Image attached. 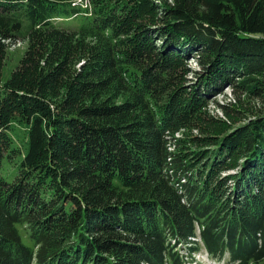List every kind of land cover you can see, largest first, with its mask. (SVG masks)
I'll use <instances>...</instances> for the list:
<instances>
[{"label": "trees", "instance_id": "1", "mask_svg": "<svg viewBox=\"0 0 264 264\" xmlns=\"http://www.w3.org/2000/svg\"><path fill=\"white\" fill-rule=\"evenodd\" d=\"M76 2L0 0V264H186L176 248L197 238L225 264H264V0ZM225 85L218 120L207 97ZM189 126L201 136L175 154Z\"/></svg>", "mask_w": 264, "mask_h": 264}, {"label": "rangeland", "instance_id": "2", "mask_svg": "<svg viewBox=\"0 0 264 264\" xmlns=\"http://www.w3.org/2000/svg\"><path fill=\"white\" fill-rule=\"evenodd\" d=\"M116 4L119 0H109ZM125 1H132V0H121V2ZM159 1V0H157ZM81 7L82 10L88 8L87 12H81V14H91L95 11V4L93 0H77L76 6ZM106 5V4H104ZM80 18L82 17L77 16L75 18H68L63 20H57V23L62 25L65 28H72L77 27L80 23ZM28 48V41L21 40V41H11L7 43V53L3 59L2 68H1V81L5 83L9 81L13 74L20 68L22 59L27 51ZM188 68L190 70H199V64L197 63V59L195 57H190L187 59ZM192 78V73L187 75L185 78V84L189 86L191 82L189 80ZM187 81V82H186ZM233 92L232 88L228 85L222 87L220 93L215 94L214 96L210 95L207 97V108L206 112L210 113L216 119L227 120L226 115L224 114L223 110L221 109L220 105L225 104L227 102H234L233 100ZM203 118V116H202ZM202 121L199 120L198 123ZM197 123V122H195ZM25 123L20 118L18 114H15L14 117L11 119V123L8 125L6 130L8 134H10L14 138V143L11 144V149L7 156L5 157L3 163V170L2 174L6 181L12 182L15 179L14 172L18 167V162L25 151L26 145V134H25ZM201 133L197 126H189V127H182L177 130L174 135V138L177 139V145L172 147V150L176 154L180 151V148L185 147V144H188L189 140H192L194 137H200ZM183 141H187V143H183ZM197 149V145L192 146ZM234 172V171H233ZM225 174V173H223ZM184 180V179H183ZM20 233L25 240V243L32 245V242L28 239L27 230L25 226L20 227ZM198 239V245H194L198 247L197 251L194 253H189L184 246H177V250L181 253L182 256H185L186 264H225L228 260V256L226 255L225 258L219 260L217 257L214 258V255H209L210 252L205 248L204 243L201 238ZM174 242V240H173ZM172 242V243H173ZM36 263V259H34L33 264Z\"/></svg>", "mask_w": 264, "mask_h": 264}, {"label": "built area", "instance_id": "3", "mask_svg": "<svg viewBox=\"0 0 264 264\" xmlns=\"http://www.w3.org/2000/svg\"><path fill=\"white\" fill-rule=\"evenodd\" d=\"M173 147V146H172ZM172 147L170 148V150H172ZM173 151V150H172Z\"/></svg>", "mask_w": 264, "mask_h": 264}, {"label": "clouds", "instance_id": "4", "mask_svg": "<svg viewBox=\"0 0 264 264\" xmlns=\"http://www.w3.org/2000/svg\"><path fill=\"white\" fill-rule=\"evenodd\" d=\"M210 255V254H209Z\"/></svg>", "mask_w": 264, "mask_h": 264}]
</instances>
